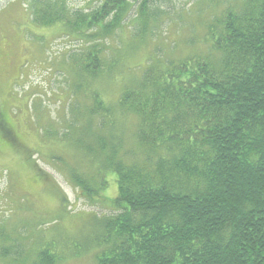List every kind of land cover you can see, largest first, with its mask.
<instances>
[{
  "label": "trees",
  "instance_id": "1",
  "mask_svg": "<svg viewBox=\"0 0 264 264\" xmlns=\"http://www.w3.org/2000/svg\"><path fill=\"white\" fill-rule=\"evenodd\" d=\"M160 1L78 8L26 0L34 23H60L61 36L80 43L60 70L75 83L55 139L73 153L52 158L85 198L102 197L115 209L101 219L98 264H264V0L215 13L203 25V49L177 60L149 52L141 71L126 72L113 37L132 24L124 46L145 47L168 10ZM5 54L0 48V60ZM116 72L130 77L108 102L96 81ZM0 127L3 137L18 139L3 107ZM109 178L114 198L103 195ZM53 258L49 248L40 251L41 264Z\"/></svg>",
  "mask_w": 264,
  "mask_h": 264
},
{
  "label": "rangeland",
  "instance_id": "2",
  "mask_svg": "<svg viewBox=\"0 0 264 264\" xmlns=\"http://www.w3.org/2000/svg\"><path fill=\"white\" fill-rule=\"evenodd\" d=\"M94 1L69 0V4L85 8ZM26 3L0 0V48L6 53L0 60V108H6L18 138L13 141L3 137L0 127V264H41L38 253L44 248L54 255V264H98L99 244L105 235L101 219L115 209L102 197L96 202L85 198L62 164L52 158L55 153H73L55 139L61 138L58 131H63L64 118L69 116L67 94L75 83L74 76L70 78L60 70L80 43L61 36L60 23H34ZM239 3L161 0L159 7L168 10L154 20L145 47L133 50L124 46L133 40L132 24L113 37L123 51L121 61L126 72L133 67L141 71L149 52L177 60L185 56L184 52L203 49L204 44L198 40L203 39L204 23L229 4ZM194 38L198 43L190 45ZM107 77L101 76L96 84L109 102L117 99L130 76L116 72L114 78ZM40 170L49 175L44 176ZM111 178L103 195L114 198L117 186Z\"/></svg>",
  "mask_w": 264,
  "mask_h": 264
},
{
  "label": "bare ground",
  "instance_id": "3",
  "mask_svg": "<svg viewBox=\"0 0 264 264\" xmlns=\"http://www.w3.org/2000/svg\"><path fill=\"white\" fill-rule=\"evenodd\" d=\"M40 6V5H39ZM256 6V5H255ZM48 18V17H47ZM252 18V17H251ZM53 19V18H52ZM234 19V18H233ZM237 24V23H236ZM227 49V48H226ZM229 51V50H228ZM154 58V57H153ZM111 60V59H110ZM155 61V60H154ZM153 62V61H152ZM155 63V62H154ZM89 64V63H88ZM109 64V63H108ZM108 64H107V66H108ZM95 65V64H94ZM105 65V64H104ZM87 66V65H86ZM147 67V66H146ZM109 69V68H108ZM87 70V69H86ZM104 70V69H103ZM143 70H145V69H143ZM99 73V72H98ZM123 79V78H122ZM121 80V79H120ZM132 80V79H131ZM125 81V80H124ZM122 82V81H121ZM99 234V233H98ZM101 234V233H100ZM44 251V250H43ZM38 254H40V253H38ZM41 257V256H40ZM41 260V259H40Z\"/></svg>",
  "mask_w": 264,
  "mask_h": 264
}]
</instances>
